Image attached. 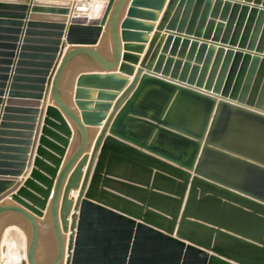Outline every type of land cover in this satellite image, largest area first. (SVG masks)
<instances>
[{
	"label": "water",
	"instance_id": "water-1",
	"mask_svg": "<svg viewBox=\"0 0 264 264\" xmlns=\"http://www.w3.org/2000/svg\"><path fill=\"white\" fill-rule=\"evenodd\" d=\"M103 1L107 4L103 13L90 18L89 13H71V0L60 6L47 0H0V25L14 26L0 28L13 33L0 34V39L13 41L0 43V48L11 50L0 60L6 64L0 96L9 82L8 98L31 102L33 115L28 155L12 174L18 178L0 187V215L24 217L31 236L27 244L22 233L9 230V236L18 237L17 252L12 256L10 243L0 239V262L264 264V0H178L177 5L171 0L165 14V20L171 14L166 46L152 69L141 67L136 74L140 58L129 53L141 55L145 48L122 46L121 41L148 43L168 0ZM106 27L113 44L112 62L98 51ZM32 35L43 37L42 46L27 44ZM22 36L26 43L18 53ZM46 41L51 44L45 46ZM33 48L43 53L40 60H24ZM79 55L91 58L102 72L79 74L68 105L60 93L61 82ZM26 65L39 69L25 70ZM65 118L81 143L59 173L73 136ZM126 123L143 127L146 133H131L125 130ZM88 127H103L90 160L85 154ZM88 161L70 215L69 192L78 186ZM121 163H130L136 172L115 174ZM75 165L59 212L62 186ZM104 168L106 177L134 185L129 188L144 199L128 190L117 192L125 199L116 198L121 203H115L104 190L98 192ZM22 175L29 177L23 180ZM92 213L95 220L102 217L110 230L122 233L119 243L107 238L99 246L102 252L96 250L87 235ZM49 222L57 255L52 262L39 263L40 225ZM145 237L154 249L147 261L140 256Z\"/></svg>",
	"mask_w": 264,
	"mask_h": 264
},
{
	"label": "crops",
	"instance_id": "crops-1",
	"mask_svg": "<svg viewBox=\"0 0 264 264\" xmlns=\"http://www.w3.org/2000/svg\"><path fill=\"white\" fill-rule=\"evenodd\" d=\"M5 1H17V0H5ZM40 1L43 2V0H35V3L40 2ZM66 1L67 0H49V2H50L49 4L60 6ZM170 1L171 0H168L159 20L155 23L156 24L155 29L152 31L148 43H146V44L132 43V42L131 43H125V42L121 41L122 46L129 44V45H133V46H143L145 48L144 52L141 55H137L136 53H129L132 56H139V58H140L139 64L135 66V69H136L135 74L137 73V71L141 67H144L146 69L148 67H150L152 69L155 66L159 56L162 54L163 49L166 46L165 37H166V35H168L166 28H167V23L171 17V14L168 16V18L166 20H165V18H166L165 14L167 12ZM91 2H93L92 3L93 9L91 10L92 13H91V11L89 12V14L91 13L90 18H96L101 13H103L107 4L103 0H94V1L92 0ZM177 3H178V0H177L175 5H177ZM82 4L83 3H77V7H81ZM128 7H129V4L124 8L123 14L119 18V26H120L122 20L125 18ZM8 11L10 12V11H14V10L10 9ZM39 16H42L44 20L55 21L58 19V16H55V15H39ZM0 28L11 30L12 28H14V26L10 25V24H3V25H0ZM9 30L4 31V32H0V34L2 33L4 35L11 36L13 33ZM50 31H52V29H50ZM105 32L106 33H104V36L101 39L102 41H101V44L99 45L100 47H98V51L103 55V57L108 62H112L114 59L113 44H112V40L110 38V35L107 32V27L105 28ZM119 32H121L120 28H119ZM31 38L33 41L27 42L28 45L35 46V47L42 46V41H41V39L43 38L42 36L32 35ZM45 40H52V36H46ZM12 42L13 41L11 39H0V43L11 44ZM25 43L26 42H24V39L22 36L20 43H19L18 50H17L18 53L22 52V46ZM50 44L51 43H48L47 41L44 43L45 46H48ZM174 45H175L174 42L169 44L168 55L173 51ZM181 48H182V44H180L177 47V50H176L177 54L176 55H179ZM10 51H11L10 48H6V47L0 48V52H2V54L0 53V60H4V59L8 58L3 53L4 52H10ZM125 53L126 52L123 50V54H125ZM188 53H189V49L187 51L186 56L188 55ZM26 54H27V56L23 57L24 60L33 62V61H39L41 58L40 56L43 53L40 50L33 48V49L27 50ZM73 61H72L71 66H70L71 67L70 70L69 71L67 70L68 76L66 77V74H65L63 77L64 79H62L61 89H60L61 96L67 102L68 105L72 104V94H73L74 88H75V80L79 74L88 73V72H102V70H100L99 68H97L94 65L95 64L94 61L87 56L79 55ZM5 66H6V64L0 62V75L6 74L5 70L2 69ZM23 69H25V70L35 69L36 70L39 68H38V66L26 65V66H23ZM146 69H144L145 71L143 74H145L147 72ZM24 75L30 76L31 74L26 73ZM133 79H134V76L131 77V82L133 81ZM2 82H3V80H0V83H2ZM24 84H32V83H24ZM0 88H2V87H0ZM6 88H7L6 94L3 97L0 96V187L3 185V183H5V181H8V180L13 179V178H18V177L13 176L12 174L18 172L22 168L24 161H25V158L28 155L27 151L30 147V140H31L30 133H31V126H32V118H33V115L31 112L32 103L27 101L24 98H21V97L14 98V99L10 100L8 98V92H9V88H10L9 82H8V85ZM127 88L119 95V97L114 102V105H113V107H112V109L108 115V118L113 113L114 108H115L119 98H121V96L125 93ZM123 106L124 105H121V107H119V109H118L119 111H118L117 115L122 110ZM7 108H11V110H7ZM116 116H115V118H116ZM115 118H114V120H115ZM107 120L104 121V124L107 122ZM66 121L69 125V128L73 132V136H72V139L70 141V145L67 148L66 155L63 159L59 173L61 172L63 167L67 164L69 159L78 150L80 143H81V137H80L79 133L77 134V130L75 129L74 125L69 120L66 119ZM112 125H113V122L110 125L107 136H110L109 133H110ZM102 129H103V127H88L89 143H88L87 151L85 154H87L89 156V160H90L91 153H92L93 147L95 145V142H96L98 136L100 135ZM125 130H127L131 133L137 134V135H144L146 133L145 128L140 127V126L135 125V124H129V123L125 124ZM131 146L134 147L133 145H131ZM134 148H136V147H134ZM142 152L149 154L145 151H142ZM96 163H97V161H96ZM96 163H95L94 169L96 167ZM88 164H89V161H88L87 165L85 166V168L83 169V175H82V177L78 183V186L72 188L69 192V200L72 201V205L70 207V213H71L70 215L73 214V206H74L76 199L79 196L80 188H81L83 178H84L85 172L87 170ZM118 166L119 167H117L115 169V171H116L115 174H120L122 172L130 173L132 171L136 172V171H134L136 169L133 168V165H131L130 163H121ZM75 168H76V165L70 171L69 175L67 176V179L65 180V182L62 186L61 195H60V199H59V212H60V208H61L63 194H64L65 189L67 187L69 177L71 176V174ZM94 169H93V172H94ZM26 170L27 169H25L24 172H26ZM28 170H31V169H28ZM105 171H106V168H104V171H103L102 177H101V182L99 183V185L96 188H97V191L100 193L102 190H104L105 192L110 194L111 196H109V195L106 196L109 200H111L115 203H121L116 198L125 199V197H123V196L121 197V195H119L117 192H119V193L120 192H127L128 190H131L133 192V196H139L136 198L144 199L143 194L139 193L136 189H133V188H136L134 185L122 183V181H119V179H114L112 177H106ZM23 176L24 175H22V177H21V178H23V180H26L29 177V176H27V177H23ZM115 176H119V175H115ZM105 178H110L109 179L110 182H108L109 185L106 188H103V185H104L103 181L105 180ZM150 182L149 183L152 184L153 180H150ZM55 186H56V182L54 184L52 194L48 200L47 210H49V208H50V205H51V202L53 199V193L55 190ZM129 186L133 187V188L131 189V188H129ZM107 188H110V189H107ZM147 192H149V189ZM126 200H130V199H126ZM146 200L148 202V199H146ZM11 221H13V222H11ZM11 229H16L20 233H22V235L24 236V238L28 244L29 238L31 236V226H30L29 222L19 214L6 212V213H3L0 215V239H1V243L3 244V242H5L7 240L10 243V246H9L10 252H11L12 256H15L16 252H17L16 243H17L18 237L8 235V232ZM115 231H116L115 229L110 230V227L108 226V224L104 218L98 217L95 220L94 219V213L91 214L90 219H89L87 235L91 236L93 243L96 246H98V248H96L97 251L102 252V249L99 248V246L104 245L106 243L107 238H110V240H109L110 242H112L113 238H115L116 243H119V241H121L122 233L121 232H115ZM39 237H40L39 238L40 240L38 241L39 246L37 245V250H36L37 261L39 263L52 262L56 258V255H57V243H56V239H55L54 230H53L52 224L50 222L47 224H41L40 225V236ZM147 241H148V239L145 237L143 240V242L145 244L142 245L141 250H140V256L143 259V261H147L148 259H152L154 256V249L151 248L150 245L146 243ZM118 251H119V248H116L115 252L117 253ZM0 264H2V263L0 262Z\"/></svg>",
	"mask_w": 264,
	"mask_h": 264
},
{
	"label": "built area",
	"instance_id": "built-area-1",
	"mask_svg": "<svg viewBox=\"0 0 264 264\" xmlns=\"http://www.w3.org/2000/svg\"><path fill=\"white\" fill-rule=\"evenodd\" d=\"M80 1V0H79ZM80 3H83L81 7H77V11L83 12V13H89L92 8V2L89 0H81Z\"/></svg>",
	"mask_w": 264,
	"mask_h": 264
},
{
	"label": "bare ground",
	"instance_id": "bare-ground-1",
	"mask_svg": "<svg viewBox=\"0 0 264 264\" xmlns=\"http://www.w3.org/2000/svg\"><path fill=\"white\" fill-rule=\"evenodd\" d=\"M47 1H49V0H47ZM72 1V3H73V5H72V9H71V13H75L76 11H77V3H80V1L79 0H71ZM94 1V0H93ZM93 3V2H92ZM93 9V7L91 8V10ZM91 13H92V11H91ZM91 13H90V15H91ZM74 62V61H73ZM71 66V65H70ZM69 66V69H68V71L70 70V67ZM68 71L66 72V77L68 76ZM64 79V78H63ZM15 218V217H14ZM11 219V218H10ZM14 221V220H13ZM13 221H11V222H13ZM40 238V237H39ZM40 240V239H39ZM39 246V245H38ZM39 255V254H38ZM39 257V256H38ZM49 259V258H48Z\"/></svg>",
	"mask_w": 264,
	"mask_h": 264
}]
</instances>
